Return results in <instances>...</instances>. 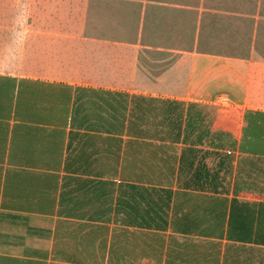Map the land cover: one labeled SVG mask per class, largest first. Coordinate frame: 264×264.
Returning a JSON list of instances; mask_svg holds the SVG:
<instances>
[{
	"label": "crops",
	"instance_id": "0c3cea01",
	"mask_svg": "<svg viewBox=\"0 0 264 264\" xmlns=\"http://www.w3.org/2000/svg\"><path fill=\"white\" fill-rule=\"evenodd\" d=\"M199 2L161 7L264 24V0ZM31 24L0 21V264H264V59L210 56L179 90L184 63L152 74L138 44ZM133 95L183 102L179 128L127 133Z\"/></svg>",
	"mask_w": 264,
	"mask_h": 264
},
{
	"label": "rangeland",
	"instance_id": "374dc122",
	"mask_svg": "<svg viewBox=\"0 0 264 264\" xmlns=\"http://www.w3.org/2000/svg\"><path fill=\"white\" fill-rule=\"evenodd\" d=\"M175 1L179 0H15L13 12L0 13V21L14 22L17 26L29 22L31 25L39 24L40 31L46 33L77 34L83 31L87 35L138 44L143 61L148 62L144 67L152 74L157 68H148L152 67L151 62L155 65L157 59L158 68L164 59L166 64L175 61L188 66L189 74L179 84H174L179 90L189 89L183 88L187 84L197 92L202 87L199 84L202 82L204 85V72L207 64L211 63L210 56L246 57L252 53L256 59H264L263 22L255 30L248 28L251 22L246 18L247 14L183 12L176 10L177 7H161ZM189 1L192 6L200 5L199 0ZM70 13L75 19L79 16L82 29L71 28ZM164 49L167 55L160 54ZM180 54L185 57L178 58ZM64 59L66 62L69 57ZM147 73V80H143L151 84L154 79ZM217 84L221 88H230L226 81H218ZM222 99L230 98L227 94H217L214 98L217 101Z\"/></svg>",
	"mask_w": 264,
	"mask_h": 264
},
{
	"label": "trees",
	"instance_id": "16d2710c",
	"mask_svg": "<svg viewBox=\"0 0 264 264\" xmlns=\"http://www.w3.org/2000/svg\"><path fill=\"white\" fill-rule=\"evenodd\" d=\"M69 20L79 21V16L75 19V16L70 13ZM64 35H69V34H64ZM104 46L105 45L100 47L103 48L104 50ZM133 51H135L134 48ZM165 51L167 50L164 49L160 54L167 55V52ZM168 64H170V61L167 63V65ZM158 69L159 71H161L162 68L159 67ZM130 99H131V109L129 110L128 118H127V133L138 134V133L152 132L158 134H169L175 132V129L179 128V120H181L183 117V106H184L183 102L167 100L162 98H151L141 95L130 96ZM156 103L157 106L155 105ZM191 106H192L191 104L188 105L187 112L190 110ZM109 107L111 109V113H110L111 130L114 132L123 131L124 119H125L124 116L125 107L122 104V101H118L115 104L109 103ZM173 117H175L178 120V123L175 126L171 124V119ZM186 128L188 129L187 132H190L193 128V126H189V121L186 124ZM192 131H197V129ZM211 136L216 138L217 140L216 145L218 146L221 141H224V139L221 140V136L225 137L226 135L223 133H212Z\"/></svg>",
	"mask_w": 264,
	"mask_h": 264
},
{
	"label": "built area",
	"instance_id": "2783aa9c",
	"mask_svg": "<svg viewBox=\"0 0 264 264\" xmlns=\"http://www.w3.org/2000/svg\"><path fill=\"white\" fill-rule=\"evenodd\" d=\"M224 101V99H222Z\"/></svg>",
	"mask_w": 264,
	"mask_h": 264
}]
</instances>
